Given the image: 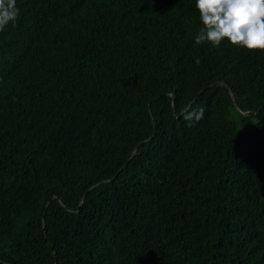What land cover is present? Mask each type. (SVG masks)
Returning a JSON list of instances; mask_svg holds the SVG:
<instances>
[{"label":"trees","instance_id":"obj_1","mask_svg":"<svg viewBox=\"0 0 264 264\" xmlns=\"http://www.w3.org/2000/svg\"><path fill=\"white\" fill-rule=\"evenodd\" d=\"M16 7L0 264H264V51L196 45L195 0Z\"/></svg>","mask_w":264,"mask_h":264},{"label":"clouds","instance_id":"obj_2","mask_svg":"<svg viewBox=\"0 0 264 264\" xmlns=\"http://www.w3.org/2000/svg\"><path fill=\"white\" fill-rule=\"evenodd\" d=\"M202 28L195 44L219 46L224 40L238 48L264 51V0H195ZM19 16L16 0H0V31ZM196 63H200L199 58ZM203 109L184 114L185 120L200 119Z\"/></svg>","mask_w":264,"mask_h":264}]
</instances>
